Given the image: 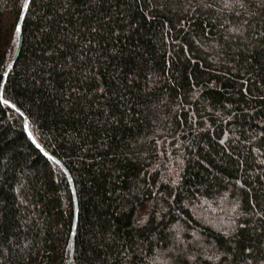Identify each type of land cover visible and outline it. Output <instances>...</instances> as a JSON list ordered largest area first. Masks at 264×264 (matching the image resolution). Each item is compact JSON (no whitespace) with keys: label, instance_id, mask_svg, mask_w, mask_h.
Listing matches in <instances>:
<instances>
[{"label":"trees","instance_id":"16d2710c","mask_svg":"<svg viewBox=\"0 0 264 264\" xmlns=\"http://www.w3.org/2000/svg\"><path fill=\"white\" fill-rule=\"evenodd\" d=\"M25 1L0 0V264L70 262L45 152L73 264H264V0H32L3 88Z\"/></svg>","mask_w":264,"mask_h":264},{"label":"water","instance_id":"95a60500","mask_svg":"<svg viewBox=\"0 0 264 264\" xmlns=\"http://www.w3.org/2000/svg\"><path fill=\"white\" fill-rule=\"evenodd\" d=\"M31 1L32 0H26L25 1L26 7L24 5V9H23V12H22V16H21V19H20L19 26H18V28L20 29V31L18 33L19 44H18L17 53H16V56H15L14 60L12 61V63L10 64V66L6 70L5 78H4V83H3V88H4V85L6 83V79H7L8 75H9L10 71L13 69V67H14L17 59H18V56L20 54V51H21V48H22V45H23V23H24L26 14L28 12V8H29V6L31 4ZM2 100L8 106H10L11 108H13L17 112L21 113V111L16 106L12 105L11 103L5 102V100L3 99V95H2ZM25 126H26V131H27L29 137L34 141L32 135L30 133L29 123H28V120L27 119L25 120ZM45 154L49 158H51L52 160H54V162L56 164H58L65 171V173L67 174V176L69 178V181L71 183L72 192H73V195H74V198H75V201H76V217H75L74 228H73V233H72V240H73L72 254H71V259H70V262H69V264H73L74 258H75V236H76V228H77V221H78V201H77V194H76V189H75L74 181L72 179L71 174L66 170V168L59 161H57L56 159H54L53 157H51L50 155H48L46 152H45Z\"/></svg>","mask_w":264,"mask_h":264},{"label":"snow or ice","instance_id":"6c2138e0","mask_svg":"<svg viewBox=\"0 0 264 264\" xmlns=\"http://www.w3.org/2000/svg\"><path fill=\"white\" fill-rule=\"evenodd\" d=\"M25 7H26V5H25ZM16 31H17V33H19L20 29H19V28H17V30H16Z\"/></svg>","mask_w":264,"mask_h":264}]
</instances>
